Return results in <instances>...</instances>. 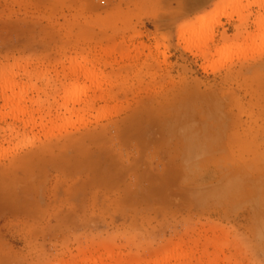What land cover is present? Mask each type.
Masks as SVG:
<instances>
[{
    "label": "rangeland",
    "instance_id": "rangeland-1",
    "mask_svg": "<svg viewBox=\"0 0 264 264\" xmlns=\"http://www.w3.org/2000/svg\"><path fill=\"white\" fill-rule=\"evenodd\" d=\"M226 1L0 0V264H264V0Z\"/></svg>",
    "mask_w": 264,
    "mask_h": 264
},
{
    "label": "crops",
    "instance_id": "crops-1",
    "mask_svg": "<svg viewBox=\"0 0 264 264\" xmlns=\"http://www.w3.org/2000/svg\"><path fill=\"white\" fill-rule=\"evenodd\" d=\"M174 1L176 5L189 7L190 15L194 16L203 11H207L211 9L212 7L216 6L221 0H174Z\"/></svg>",
    "mask_w": 264,
    "mask_h": 264
},
{
    "label": "bare ground",
    "instance_id": "bare-ground-1",
    "mask_svg": "<svg viewBox=\"0 0 264 264\" xmlns=\"http://www.w3.org/2000/svg\"><path fill=\"white\" fill-rule=\"evenodd\" d=\"M215 2V1H214ZM222 5L226 6V5H230L229 1H226V0H221ZM213 4V3H212ZM199 12V11H198Z\"/></svg>",
    "mask_w": 264,
    "mask_h": 264
}]
</instances>
